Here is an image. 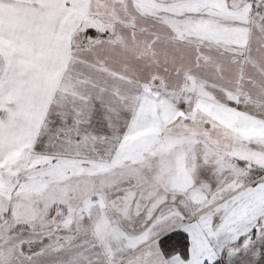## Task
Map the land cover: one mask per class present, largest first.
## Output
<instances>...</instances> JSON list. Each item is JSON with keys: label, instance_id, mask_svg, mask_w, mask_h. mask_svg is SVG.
I'll list each match as a JSON object with an SVG mask.
<instances>
[{"label": "snow or ice", "instance_id": "snow-or-ice-1", "mask_svg": "<svg viewBox=\"0 0 264 264\" xmlns=\"http://www.w3.org/2000/svg\"><path fill=\"white\" fill-rule=\"evenodd\" d=\"M0 264H264V0H0Z\"/></svg>", "mask_w": 264, "mask_h": 264}]
</instances>
